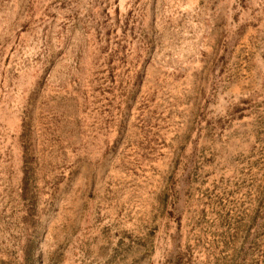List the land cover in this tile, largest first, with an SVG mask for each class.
<instances>
[{
    "label": "rangeland",
    "instance_id": "obj_1",
    "mask_svg": "<svg viewBox=\"0 0 264 264\" xmlns=\"http://www.w3.org/2000/svg\"><path fill=\"white\" fill-rule=\"evenodd\" d=\"M0 264H264V0H0Z\"/></svg>",
    "mask_w": 264,
    "mask_h": 264
}]
</instances>
